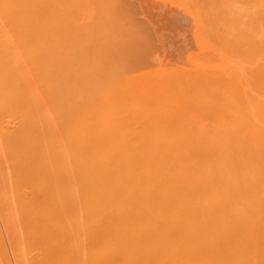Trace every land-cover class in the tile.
Listing matches in <instances>:
<instances>
[{"label":"bare ground","instance_id":"1","mask_svg":"<svg viewBox=\"0 0 264 264\" xmlns=\"http://www.w3.org/2000/svg\"><path fill=\"white\" fill-rule=\"evenodd\" d=\"M125 2L0 0V264H264V0H187L160 71Z\"/></svg>","mask_w":264,"mask_h":264},{"label":"rangeland","instance_id":"2","mask_svg":"<svg viewBox=\"0 0 264 264\" xmlns=\"http://www.w3.org/2000/svg\"><path fill=\"white\" fill-rule=\"evenodd\" d=\"M121 1H123V0H121ZM125 1H126V2H125ZM136 1H137V2H136ZM162 1H163V2H162ZM162 1H161V0H159V1H157V0H156V1H155V0H148V2H149V4H150L149 7H151V8L149 9V7L146 6V7H147L146 11H148V9H149V11L152 12V13H151V12H146V11H145V7H144L145 5H144V4L147 3V0H141V1L135 0V2H134L133 0H131V2H130V0H129V1H128V0H124L125 3H131L132 5H133V3H134L135 5H137L136 3H138L137 8L139 7L140 9H139V8H138V9L141 10V11H139V10L136 8L135 10H137V11H135V14H136V12H137V13L140 15V17H139V15L136 14V15H138L137 18H136V20H137V21L140 20V21H139V25H140V23H143V24H145V26H146V23H147V22H150V23L147 24L148 27L146 26V27H147V31L150 32V34H148V32L145 30L146 27L144 26L143 31L145 30L146 33L144 32L143 35H144V39H145L148 35H149V36H152L151 38H152L153 41L151 40V38L148 37L147 39L150 40V41H149V42H148V41H147V42L145 41V42H146V43H145L146 45H145V46L143 45L142 48H140V49H142V51L139 50V49H138V51L140 52V54H141V52H142V56H143V57L149 53V55H147V57L149 56L148 58L151 57L152 59L150 58L151 61H150V59L148 60L149 62H147V63H148L147 66L150 67V69H152V70L156 69V71H157V70L160 71L159 68H160L161 70H162V69H163V70H168V68L171 70L170 67H172V65H174L175 62L178 63V61L184 63V64H182V65H181V63L175 64V66H176V65H178L179 67L181 66V67H180L181 69H182V68H183V69H185V68L188 69L189 66H187V63H190V64H188V65H190V66L193 67V61L196 60V58L198 57V54H199V50H200V46H199V45H200V44H199V41H197V39L194 38L195 36L193 35V34H194L193 32H195L194 29H193V27H194V23H193L191 20H190V22H192V23H190V24L188 23L187 20H189V17H188L187 20H186L187 15H188V16H189L190 14L193 15V12H192L193 9L190 7L192 4H191L190 2H187V0H186V1H185V0H183V1H182V0H169V1H168V0H167V1H166V0H162ZM164 1H165V2H164ZM132 2H133V3H132ZM153 2H154L155 5H157V7L159 6L158 9L156 8L155 5H154V6L152 5ZM157 2H158V3H157ZM168 2H169V4H168ZM176 2H177V4H176ZM156 3H157V4H156ZM160 3H161V4H160ZM163 3H164V4H163ZM171 3H172V4H171ZM188 3H189V4H188ZM139 4H140V5H139ZM141 4H142V5H141ZM149 4H148V5H149ZM167 4H168V5H167ZM173 4H174V5H173ZM190 4H191V5H190ZM146 5H147V4H146ZM151 5H152V6H151ZM166 5H167V6H166ZM188 5H190V6H188ZM161 6H162V7L165 6V8H162ZM170 6H171V7H170ZM178 6H179V7H178ZM152 7H154V8H152ZM174 7H175V8H174ZM192 7H193V6H192ZM166 8H167V9H166ZM169 8H170V9H169ZM179 8H180V9L182 8V10H181V11H182V14H183V12H184V14H185V16H186L185 19H183L184 21H181V24H182L183 22H184V23L186 22V23H188L189 25H191L192 27L189 26V25H187V24L184 25V23H183V25H184V27H186V28H183V26H181V24H180V26L178 25L179 22H180V19L178 20V18L181 17V20H182V17L184 18V14L181 15V16H180V14H178L180 17H179L178 15H177L178 17H175V16H176L175 14H177V13H176V12H177L176 9H179ZM190 8H191V9H190ZM142 9H143V11H142ZM151 9L155 10V13H153V10H151ZM156 9H157L158 11H159L160 9H161V10L163 9V10H162L163 12L160 10L161 12L159 11L160 13L157 14ZM188 9H189V10H188ZM164 10H165V11L167 10V11L165 12ZM169 10H171V11H173V12H171V11H169ZM138 11H139V12H138ZM178 11H179V10H178ZM189 11L192 12V13H190ZM193 11H194V10H193ZM145 12H146V13H145ZM168 12H170L171 14L168 13ZM179 12H180V11H179ZM179 12H178V13H179ZM143 13H145L146 15L143 14ZM147 13H148V15H149L150 17H152V16H151L152 14H155V17L153 16V18H149L148 15H147ZM149 13H150V14H149ZM161 13H166L165 15H167V16H165V15H163V14H161ZM173 13H174V14H173ZM180 13H181V12H180ZM135 14H134V15H135ZM141 14H142V15H141ZM169 14H170V15H169ZM93 15H95L96 18H93V17H94ZM93 15H92V20H89V22H90V21H95V19L97 20L96 13H94ZM136 15H135V16H136ZM143 15H144V19L146 18V20H147L146 23L143 22V21H144V20H143V17H142ZM159 15L162 16L163 18H161ZM168 15H169V16H168ZM173 15H175V16L173 17L175 20L171 19V20H173V22L171 21V25H170V23H169V22H170V18H171ZM192 15H191V16H192ZM170 16H171V17H170ZM141 17H142V20H143V21H141ZM156 17H157V18H156ZM166 17H168V18L170 17V18H169V21H168V18H166ZM155 18H156V19H155ZM159 18H160L161 20H160ZM165 18L167 19L166 22H164ZM176 18H177V19H176ZM191 18H192V17H191ZM149 19H150V20H149ZM151 19H152L153 21H152ZM162 19H163V20H162ZM154 20H155V21H154ZM158 20L161 21V23H160ZM176 20H177V21H176ZM193 21H194V20H193ZM89 22H87V23H89ZM155 22H156L159 26H158L157 24H155ZM162 22H163V23H162ZM194 22H195V21H194ZM166 23H168L167 25H168L169 27L171 26V28L168 27L169 30L166 31V32H167L168 34H171V33H172V35L174 36V37L171 39L170 37H171L172 35H170V36L168 35L169 38H167V40L170 39V41H168V43H170V45H172V44H174V41H176L177 43L175 42V45L178 46L179 44H181V43L183 42V45L181 44L182 46L179 45V46H180V47H179L180 49L178 48V49L175 50V48H177V46L175 47V45H172V46H174V50L172 51L173 48L170 47V48H171L170 51L173 53V55H172L171 53H166V52H170V51H166V49H167L166 46H167L168 43L166 42V43H167V44H166L165 42H163V41L165 40V36H166V35L163 34V33H166L165 30H167ZM176 23H177V24H176ZM89 24H91V22H90ZM162 24H163V25H162ZM155 25H156V26H155ZM160 25H161V28L163 27V28H162L163 30L160 29ZM173 25H174V27H173ZM153 26H154V27H153ZM164 26H166V27H164ZM176 26H177V27L179 26V27H178V28H180L179 31H178V28H176ZM141 27H143V26H141ZM189 27H191V28L193 29V31H191L192 29L189 28ZM148 28H149L150 30L152 29L153 31H149ZM182 28H183V29H182ZM188 28H189V29H188ZM154 29H155V32H156V30L158 31V32H156V34H155V32H154ZM161 30H162V31H161ZM170 30H171V31H170ZM180 30H183V31H181L182 33L180 32ZM188 30H189V34H188V32H186V31H188ZM160 32H161V33H160ZM179 32H180V33H179ZM185 32H186L187 35L185 34ZM158 33H159L160 36H162L161 38H160L159 35L156 37V35H157ZM167 33H166V34H167ZM146 34H147V35H146ZM152 34H154V35H152ZM162 34L165 35V36L163 37ZM190 34H191V36H190ZM145 35H146V36H145ZM178 35H180V36H178ZM183 35H186L187 37H186V36L184 37ZM168 36H166V37H168ZM176 36H178L179 39H177L178 37H176ZM182 36H183V38H182ZM196 36H197V35H196ZM188 37H190V38L188 39ZM191 37H192V39H195V41L191 42V41H192ZM163 38H164V39H163ZM174 38H176L178 41L175 40ZM185 38H186V39H185ZM160 39H161V41L163 42V43H161V45H160V43H159ZM173 39H174V40H173ZM180 39H182L183 41L180 40ZM184 39L187 41V43L184 41ZM187 39H188V40H187ZM190 39H191V41H190ZM167 40H166V41H167ZM157 41H158V42H157ZM161 41H160V42H161ZM171 41H172V42H171ZM179 41H182V42H179ZM156 42H157V44H156ZM178 42H179V44H178ZM149 43H150V46H152V48L154 49V53H152L153 51H152V48H151L150 46L148 47V50L151 49V51H148V50H147L146 47H147V44H149ZM152 43H153V44H152ZM158 43H159V44H158ZM191 43H193L192 46H190ZM151 44H152V45H151ZM165 44H166V45H165ZM185 44H186V46H185ZM188 44H190V45L188 46ZM154 45H155V48H154ZM156 45H157V46L160 45L161 47L158 46V49H157V46H156ZM197 46H198V47H197ZM143 47H144V48H143ZM159 47H160V48H159ZM164 47H165L166 49H165ZM168 47H169V46H168ZM182 47L184 48V50H185L184 52H185V53H189L188 55L192 54L193 52H195L196 54H195V53L192 54L194 57H192V55H190V57H187L188 55H187V54H185V55L182 54L183 52H182V53H178V50H179V52H181L180 50L183 49ZM185 47H186V49H185ZM189 47H190V48H189ZM192 47H194V48L191 49ZM163 48H164V49H163ZM170 48H169V49H170ZM145 49H146V50H145ZM161 49H162V50H161ZM195 49L198 51V53H197V51H195ZM198 49H199V50H198ZM156 50H157V51H156ZM192 50H193V51H192ZM136 51H137V50H136ZM138 51H137V52H138ZM144 51H145V52L148 51V53L146 54V53H144ZM165 51H166V52H165ZM176 51H177V52H176ZM182 51H183V50H182ZM139 52H138V53H139ZM155 52H157V53H155ZM158 52H159V53H158ZM162 52H163V53H162ZM191 52H192V53H191ZM164 53H165L166 55H165ZM176 53H177V54H176ZM143 54H144V55H143ZM156 54L161 55V56H160L161 59H160V57H158L159 55H158V56H155ZM163 54H164V56H162ZM169 54H170V55H169ZM179 54H180V55H179ZM181 54H182V55H181ZM213 54H214V53H213ZM176 55H177L176 58H175V57H172V56H176ZM183 55H184V56H183ZM214 55H216V54H214ZM166 56H167V57H166ZM168 56H170V57H168ZM181 56H183V57L186 56L187 59L184 58V59L182 60ZM147 57H144V58L146 59V61H147ZM163 57H164V58H163ZM191 57H192V59H190ZM157 58H158V59H157ZM165 58H166V59H165ZM168 58H169V59H168ZM178 58H179V59H178ZM193 58H194V59H193ZM156 59H157V62H158L159 64L155 61ZM163 59H164V62H163ZM170 59H171V60H170ZM175 59H176V60H175ZM177 59H178V60H177ZM180 59H181L182 61H181ZM189 59H190V61L192 60V62H190ZM216 59H217V60L219 59L218 62H221V59H222V58H220L219 56H216ZM232 59H233V58H232ZM158 60H159V61H158ZM160 60H161V61H160ZM185 60H186V62H185ZM233 60H234V59H233ZM165 61H166V63H165ZM235 61H236V59H235ZM150 62H153V63H150ZM172 62H173V63H172ZM154 63H156V64H154ZM160 63H161V64H160ZM191 63H192V65H191ZM149 64H150L151 66H150ZM166 64H167L168 68L166 67ZM170 64H171V65H170ZM153 65H154L156 68L153 69V67H154ZM160 65H161V66H160ZM163 65H164V67H162ZM169 65H170V66H169ZM152 66H153V67H152ZM175 66H173L172 68H174ZM178 66H176L174 69L179 68ZM184 66H185V67H184ZM214 66H215V65H214ZM192 67H189V69H191ZM157 68H158V69H157ZM165 68H166V69H165ZM187 69H185V70H187ZM207 71H209V70H207ZM210 71H211V70H210ZM236 72H237V71H235V73H236ZM221 74H222V73H221ZM259 99L262 100V98H259Z\"/></svg>","mask_w":264,"mask_h":264}]
</instances>
